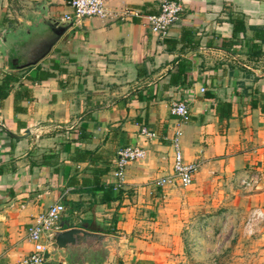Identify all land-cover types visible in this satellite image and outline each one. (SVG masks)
<instances>
[{
  "label": "crops",
  "instance_id": "crops-1",
  "mask_svg": "<svg viewBox=\"0 0 264 264\" xmlns=\"http://www.w3.org/2000/svg\"><path fill=\"white\" fill-rule=\"evenodd\" d=\"M102 1L109 18L76 25L61 20L63 0H0V82L16 79L0 104V264H24L27 226L57 201L58 232L108 240L87 239L65 258L47 249L43 264H179L185 240L214 256L237 221L203 215L219 206L204 200L239 189L243 173L259 177L256 189L241 188L264 212V0H178L163 39L138 18H116L125 7L154 14L155 0ZM179 101L187 123L169 113ZM175 138L183 160L198 164L187 188L171 180ZM126 146L144 156L124 168L116 199L100 202ZM98 169L107 170L94 185ZM178 191L186 201L173 200Z\"/></svg>",
  "mask_w": 264,
  "mask_h": 264
},
{
  "label": "built area",
  "instance_id": "built-area-1",
  "mask_svg": "<svg viewBox=\"0 0 264 264\" xmlns=\"http://www.w3.org/2000/svg\"><path fill=\"white\" fill-rule=\"evenodd\" d=\"M68 8V13L61 18L62 21L70 24H79L86 19H107L110 13L102 0H63ZM156 12L154 14H143L139 9L125 7L120 10L116 18H138L146 27L148 32L157 39H163L169 28L179 19L182 12L181 4L178 0H155ZM204 90L200 89L202 93ZM169 113L180 123H187L190 119L188 107L183 102H174L169 107ZM139 134L147 139L154 138V134L148 132L144 127L139 129ZM173 153L171 162V180L180 188H187L192 184L193 177L198 169V164L185 162L177 148L176 138L173 140ZM116 159L111 172L113 179L112 191L118 192L121 187V178L124 168L132 161L143 158V149L137 146H126L116 154ZM260 179L257 175L243 173L239 178V186L244 190L252 191L256 189ZM168 182L167 178H161L154 182L155 186L161 187ZM65 208L60 201L48 206L38 213L34 222L26 228V239L31 244L29 254L24 258V264H43L47 251L48 231L58 232L60 230L59 220ZM264 219L260 210H254L245 225L243 231L250 235L258 222ZM254 225V226H253Z\"/></svg>",
  "mask_w": 264,
  "mask_h": 264
},
{
  "label": "rangeland",
  "instance_id": "rangeland-1",
  "mask_svg": "<svg viewBox=\"0 0 264 264\" xmlns=\"http://www.w3.org/2000/svg\"><path fill=\"white\" fill-rule=\"evenodd\" d=\"M237 190L239 191L238 195ZM237 190L232 189L230 192H225L224 190L223 194L215 192L204 201L208 202V205H210L213 201L217 202L219 204L218 208L214 211H212L213 209H209L202 212L203 215L208 217L216 214L221 215L224 219L229 217L234 218L237 221V225L233 228L229 227V231L225 230L226 233L224 232L225 234H229L231 230L234 229L233 240H228L230 242H227L225 247L221 248V250L214 256H206L210 254L208 250L204 247L202 248L201 245H199L201 249H194L192 243L188 240L186 242L185 240V243L182 244L183 247H185L183 248L182 253L184 252V249H186L187 253L184 252L185 255L181 254V258L173 260L174 262L180 261L179 264H230L233 254L239 252L240 257H237L239 259L237 264H264V219L257 223L252 234L247 235L243 231V226L247 222L250 214L254 210L260 209L255 207L252 203H249L246 198H244V195L249 193L244 192L241 187ZM185 197H187V195L184 196L180 191H178V193H176L173 197V200L186 201ZM262 214H264L263 211ZM214 227L212 226L211 228L210 225L209 227L207 225H201L198 228V231L205 234V237L207 235L208 237L218 238L221 231H215ZM222 228L223 227H220V230ZM184 233L185 232H183V234ZM196 233L195 235H199V232Z\"/></svg>",
  "mask_w": 264,
  "mask_h": 264
},
{
  "label": "water",
  "instance_id": "water-1",
  "mask_svg": "<svg viewBox=\"0 0 264 264\" xmlns=\"http://www.w3.org/2000/svg\"><path fill=\"white\" fill-rule=\"evenodd\" d=\"M46 236L48 239L47 249L53 253V259H56L57 257L65 258L68 256L70 249L83 244L87 239H92L96 244L108 240V237L106 236L93 235L81 229H68L61 232L48 231ZM113 242L118 243L119 241L114 239Z\"/></svg>",
  "mask_w": 264,
  "mask_h": 264
},
{
  "label": "trees",
  "instance_id": "trees-1",
  "mask_svg": "<svg viewBox=\"0 0 264 264\" xmlns=\"http://www.w3.org/2000/svg\"><path fill=\"white\" fill-rule=\"evenodd\" d=\"M239 28L242 29V24L241 22H239ZM232 30L234 32L235 28H234V24L232 27ZM16 82V79L10 75L4 76L0 82V104L3 101V99L6 98L8 92L10 91L12 84ZM90 156H92L90 154ZM91 159V158H90ZM107 169H98V170H93V176H91V182L94 185L98 184V177L101 176L102 174H104L106 172ZM112 192V185L108 184L105 189L102 191L101 190V198H100V202H110L116 199V197H109V193ZM119 194V191L116 193V195Z\"/></svg>",
  "mask_w": 264,
  "mask_h": 264
}]
</instances>
